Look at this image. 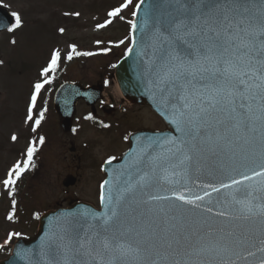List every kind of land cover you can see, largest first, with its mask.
Instances as JSON below:
<instances>
[{
    "label": "snow or ice",
    "instance_id": "1",
    "mask_svg": "<svg viewBox=\"0 0 264 264\" xmlns=\"http://www.w3.org/2000/svg\"><path fill=\"white\" fill-rule=\"evenodd\" d=\"M129 2L125 0L124 4L109 11L108 16L116 17ZM140 6L136 5L137 8ZM157 6L166 8L167 12L156 20L146 13L140 27L144 30L150 25L149 36L146 50L140 55L147 57L145 72L149 83L159 94L171 123L180 135L149 144L147 166L151 173L154 175L157 168L165 173L171 169V176L187 178L194 157L206 145L209 151L214 152L217 147H231L239 141H243L244 148L251 151L252 162L255 163L256 158L259 161L258 171L253 168L250 174H241L240 179H231L229 183H220L219 186L203 185V188L211 191L195 194L189 188H182L171 193L176 200L191 205L193 210L202 209L212 213L213 208L203 207L201 202L212 193L231 189L222 204L225 210L216 211L215 215L258 220V240L251 236L237 237L232 231L225 232L224 228L214 229L204 220L201 227L206 228V232L193 233L197 237V245L189 246L186 254L210 256L213 259L193 262L177 258L171 264H237L242 257L236 253V249L250 241L258 243L256 251L264 253V0H160ZM11 15L14 23L8 28L9 32L21 24L18 13ZM132 15L135 17L136 11ZM109 23L110 20H105L97 27L103 28ZM129 23L135 31L136 22ZM71 57L70 52L68 59ZM59 59V51L54 50L41 74L54 72ZM50 79L34 84L27 119H32L37 95ZM39 123L40 120H36V124ZM12 139L15 140L16 136L13 135ZM43 142L44 138L41 137L40 143ZM154 145L165 151L152 155L150 150ZM35 151L30 144L23 167L17 162L9 170L3 181L5 187L16 183V179L29 167ZM144 156L142 149L141 157L135 163H143ZM177 168L179 171H176ZM151 182L152 175L148 171L136 181L129 178L126 187L116 186L117 195L113 199L112 189L105 197L104 189L109 181H103L100 185V202L107 211H85L81 216L90 218L94 223L85 221L84 227L80 220L75 223L69 221L62 235L50 238L45 245L48 254L60 256L62 260L54 259L49 264H161V249H164L165 261L170 254L179 257L178 249L184 247L179 236L161 237L155 230L145 235L131 225L125 226L120 218L119 209L125 201V193L131 194L137 187L142 190ZM169 183L179 181L169 180ZM241 185L245 193L242 198L238 195L242 191ZM168 199L167 196L148 195L144 203ZM235 206H239L237 215L227 210L235 209ZM8 218H12L11 213ZM76 227H81L82 231L74 234ZM13 235L19 233H9L8 239ZM233 255L236 259L231 258ZM244 255L253 256L254 253L245 251ZM259 264H264V259Z\"/></svg>",
    "mask_w": 264,
    "mask_h": 264
},
{
    "label": "rangeland",
    "instance_id": "2",
    "mask_svg": "<svg viewBox=\"0 0 264 264\" xmlns=\"http://www.w3.org/2000/svg\"><path fill=\"white\" fill-rule=\"evenodd\" d=\"M136 2L130 0L116 17H109V11L124 4L125 0H0L4 7L21 18L18 28L11 32L8 29L0 31V239L13 230L32 234L38 213L56 203L67 204L75 197L98 202L103 178L100 164L109 154L125 147L126 139H122L125 137L114 130L96 128L84 113L88 108L84 103L78 104L73 129L62 130L46 93L49 83L37 95L30 120L27 119L28 106L34 84L51 75L52 71L43 75L41 72L48 66L54 50L60 53L55 70L57 77L60 71L66 78L85 83L104 76V96L110 101L118 99L120 92L111 65L129 45V21H132ZM105 20L111 23L98 28L97 25L104 24ZM70 52L72 57L68 59ZM53 79L55 75L50 80ZM43 101L48 103L45 105ZM123 107L131 108L129 105ZM42 112L44 121L37 125L36 120ZM119 112L117 109L114 114ZM150 114L136 109L132 117V120L136 117L134 123L126 119L127 125L120 130L129 125L133 128L166 126ZM41 137L43 143H40ZM30 144L36 151L29 167L14 185L5 187L3 181L9 170L17 162L23 167ZM69 173H77L80 177L73 184L64 185L63 179ZM18 185L21 191L18 198L12 200L13 189Z\"/></svg>",
    "mask_w": 264,
    "mask_h": 264
},
{
    "label": "water",
    "instance_id": "3",
    "mask_svg": "<svg viewBox=\"0 0 264 264\" xmlns=\"http://www.w3.org/2000/svg\"><path fill=\"white\" fill-rule=\"evenodd\" d=\"M140 8L136 7L137 15L133 16L137 28L135 31L131 28V42L127 50V55L123 54L115 63L113 74L119 85L122 94L131 102L146 104L155 110L168 125L163 130L141 129L132 132L129 135V147L117 158L103 163L102 169L105 173V180L109 184L105 186V197L109 195V189H112L111 195L115 199L117 195L116 186L121 188L127 186L129 178L136 181L139 176L148 171L152 175V182L148 187L136 190L129 194L125 193V201L121 205L120 218L125 226L131 225L135 230L143 232L145 235L155 230L161 237L171 238L173 234L181 238L184 247L178 249L179 257L168 255L167 260H163L164 249H161V264H171V261L179 258L181 260L190 259L193 262L197 260H211L210 256L187 255L186 249L189 246L197 245V237L194 232L203 234L206 228L201 227V222L207 220L214 229L224 228L225 232L232 231L239 236H251L254 240L259 237L258 220H243L234 218H224L215 215L216 211L225 210L222 207L223 201L228 198L227 193L231 189L221 190L219 193H212L201 202L203 207H212L213 212L207 213L202 209H192L191 205H185L183 202L172 197V191H180L182 188H189L195 194H202L203 191H211L203 188L205 184L219 186L220 183H229L231 179H240L241 174H250V170L259 168L258 158L253 163L251 151L244 148L243 141H239L231 147L220 146L216 150L209 151L208 146L194 157L192 168L187 178L183 176H171L160 168L156 169L153 175L147 166V152L149 144L163 140L169 136H179L175 125L170 121V116L163 106L160 96L155 92L149 83V78L145 72V60L147 57L140 53L146 50L148 43L149 28L141 29L140 24L144 20L146 13L151 15L152 20L164 16L167 9L158 7L160 0H139ZM12 13L0 5V30L10 26L13 22ZM135 40V43H133ZM150 53V49H148ZM126 53V52H125ZM100 85L82 86L79 82L64 81L58 87L55 94V108L61 117L63 129L71 128V119L74 113L75 103L79 97H82L88 103H93L99 96ZM142 149L145 151L143 163L137 165L135 161L141 157ZM152 155L165 151L159 146L154 145L150 150ZM166 154V153H165ZM175 162V161H173ZM199 169V170H197ZM176 171H179L177 168ZM169 180L179 181V183H169ZM73 177L65 180L66 184L72 183ZM239 197L244 196L243 185ZM148 195L167 196L168 200L150 201ZM163 209V211H161ZM239 206L235 209L228 208V211L237 215ZM85 211L101 213L107 211L100 202V207L85 201H76L65 207L51 208L43 211L38 219L37 230L33 235L19 237L14 240L11 252L8 256L0 259V264H49L51 260H62L60 256H50L45 245L53 236L59 237L63 234L69 221L75 223L80 220L81 225L86 227L85 221L94 223L88 217H82ZM81 227L74 229V234L81 232ZM219 235V233H217ZM185 240L187 241L185 243ZM175 247V245H174ZM258 243L249 242L236 249V253L242 257L237 260V264H259L264 259V253L256 251ZM245 251L253 252V256L245 257ZM153 258L156 256L153 254ZM232 259H236L233 255Z\"/></svg>",
    "mask_w": 264,
    "mask_h": 264
},
{
    "label": "flooded vegetation",
    "instance_id": "4",
    "mask_svg": "<svg viewBox=\"0 0 264 264\" xmlns=\"http://www.w3.org/2000/svg\"><path fill=\"white\" fill-rule=\"evenodd\" d=\"M108 104L112 106V109H110V112H108L107 109H106L107 107H110V106L107 105L103 101L102 98L98 99L95 102V107L93 108V110L90 109V111H91L90 115H91L92 119H94L96 122L99 123V125L103 126L102 129H109L110 131L114 130V131H118L119 133H121L120 129L122 127L126 126L125 125L126 124V122H125L126 119L128 121H130L131 124H133L135 119H136V117L134 118V120H132V117L134 116V113H135L136 109H143L146 113H148V114L151 113L150 115L152 117L155 115L146 106H141V105H136L135 104V107H132L133 106L132 104H129V103L124 102L122 100L110 101V103H108ZM123 105H129V106H131V108L129 109L128 107H123ZM117 109H119L120 112L118 114H114V112L117 111ZM117 115H121L120 118H114V119L111 118L110 119V117H109V116H117ZM142 126H144V125H141V127ZM133 127L134 126L130 125L128 130H131V128H133ZM76 176H77V179L80 177V175L77 174V173H76Z\"/></svg>",
    "mask_w": 264,
    "mask_h": 264
},
{
    "label": "trees",
    "instance_id": "5",
    "mask_svg": "<svg viewBox=\"0 0 264 264\" xmlns=\"http://www.w3.org/2000/svg\"><path fill=\"white\" fill-rule=\"evenodd\" d=\"M19 188H20V191H21V187H19V185H18V186L16 187V192H18ZM7 253H8V249L3 251V255H5V254H7Z\"/></svg>",
    "mask_w": 264,
    "mask_h": 264
},
{
    "label": "bare ground",
    "instance_id": "6",
    "mask_svg": "<svg viewBox=\"0 0 264 264\" xmlns=\"http://www.w3.org/2000/svg\"><path fill=\"white\" fill-rule=\"evenodd\" d=\"M120 92V91H119Z\"/></svg>",
    "mask_w": 264,
    "mask_h": 264
}]
</instances>
